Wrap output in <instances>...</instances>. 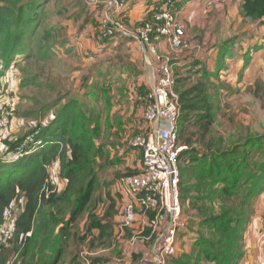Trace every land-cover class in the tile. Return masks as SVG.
<instances>
[{
    "label": "trees",
    "instance_id": "1",
    "mask_svg": "<svg viewBox=\"0 0 264 264\" xmlns=\"http://www.w3.org/2000/svg\"><path fill=\"white\" fill-rule=\"evenodd\" d=\"M75 1L79 6L73 5L72 15L70 0H0V105L10 83L17 91L20 86L22 90L34 86L35 77L30 72L33 74L35 69L59 57L60 44L65 42L62 56L73 52L80 56L74 50L75 41L64 39L68 27L63 22H53L55 18H62L74 22L80 29L95 22V12L88 0ZM145 1L148 0H139V3ZM187 1H176L174 9L182 12ZM193 1L200 4L204 0ZM239 1L240 9L234 21L251 20L256 23L254 27L259 28L258 33L252 36L242 32L238 42L236 38L225 39L218 45H205L192 57L173 59L176 61L173 62L174 90L182 110L179 145L185 147L180 154L181 198L189 199V211L187 230L181 234L177 251L169 257L167 264H240L246 256L245 225L264 193V133L241 130L235 140H231L232 135L226 139L214 134L222 110V75L227 70L228 58L232 56L233 61L241 64V70L238 69L242 79L240 84L256 60V54L263 50L264 0ZM212 2L214 0H208V3ZM158 3H162V10L171 7L167 0ZM228 3L237 2L228 0ZM148 11L136 21H131L124 11L117 15L118 21L127 32H139L155 19L154 12ZM98 33L99 29L93 30V39L87 40L89 44L99 37ZM131 35L115 32L101 41L99 45L105 52L99 58L119 51H125L126 55L124 60L108 57L100 59L93 69H82L86 73L79 86L85 89V96L76 91L77 96L60 93L52 102L41 104L39 101L35 118H30L34 121L32 130L23 138L14 140L11 137L4 141L0 150V227L6 222L7 212L20 198L25 203L15 220V233L0 242V264H64L69 258L68 244L72 239L77 244L87 243L90 250L114 247L109 258H91L92 264H106L114 256L121 259L127 256L128 251L125 248L118 250L116 243L117 220L123 203L120 181H117L119 193L116 194L121 203L117 205L114 193L101 179L109 167L122 165V159L113 160L106 153L102 140L107 134L103 131L102 118L107 114L115 117L117 125H125L115 110L126 96L130 97L128 93L141 74L134 63L130 45L135 36L140 35ZM80 37L85 41L84 35ZM240 43L241 51L235 53L234 46L238 47ZM211 51L215 52L210 54ZM216 51L218 57L215 59ZM230 68L233 72L234 68ZM9 74L16 75L18 80H7L4 89L3 80L8 79ZM127 80L130 81L128 87L120 86ZM234 82L238 83L237 80ZM50 89L55 90L54 87ZM147 91V87L141 85L134 92L143 96ZM80 95L90 102L81 100ZM16 111L17 108L11 126ZM135 116H131L133 123L137 121ZM146 124L142 135L149 132ZM28 137H33L35 143L17 152ZM140 155L142 158L143 152ZM57 162L60 176L66 182L61 193L50 182V169ZM82 219L85 228L79 235L74 230ZM152 220L150 214L149 222ZM128 231L120 245L132 239L133 235ZM145 235H150V230ZM191 235L194 241L189 252L187 246ZM142 256V253L133 254L137 262ZM78 257L72 256L71 261Z\"/></svg>",
    "mask_w": 264,
    "mask_h": 264
},
{
    "label": "rangeland",
    "instance_id": "2",
    "mask_svg": "<svg viewBox=\"0 0 264 264\" xmlns=\"http://www.w3.org/2000/svg\"><path fill=\"white\" fill-rule=\"evenodd\" d=\"M110 1L111 0H88V5L90 6L91 10L95 12V22L91 21L82 29H80V27L72 21H68L62 18H55L53 20V22L56 23L63 22V24L68 27L66 32L67 38L64 39H68V42L69 40H71L72 42L75 41V46L73 47L74 50H77L80 53V56H78L76 52H73L71 55L62 56L61 54L64 53V48L62 47V45L65 43L64 42L63 44L59 45L60 51L57 52V54H59V57L39 69H35L34 71L33 69L29 70L33 71V74L31 72L30 74L35 77V84L34 86L25 87L24 90H22L20 86V89L17 93L18 97L16 96L14 98V108H17L16 117L6 136H0V150L3 147L5 140H9V138L11 137L14 140L16 138H23L29 133V131L32 130L31 124H33L34 121L30 120V118H35V112L37 111V109H39V101L41 102V104L52 102L54 99L60 96V93L62 95L71 93L74 96H77L78 94L76 93V91H78V93H82L84 95L85 89L79 86L82 75L86 73L82 69H86V71L90 67L93 69L94 65L99 63L100 59L104 60L108 57H120L124 60V56L126 55L125 51H119L112 55L108 54L107 56L99 58L100 55L104 54L105 48L102 50L98 47H96V49H89L85 43V46L83 47V49H81L79 44L84 42L82 40V42L78 41V38L81 35H84L85 40L93 39V30L96 32L99 29V37H96V40H93L91 44H93L94 42L98 45L101 44L102 37L100 36V33L103 21L106 19L108 14H111L107 9V6L109 7L108 3ZM206 1L208 5H205L203 10L206 12L208 11V13L205 14L200 11H196L194 12V17L191 16L186 19V21H184L186 24V36L184 38V44L182 45V47L172 48L168 46L165 51H161L162 54L166 58L171 59L172 62L176 63V61H173V59H185L194 56L197 50L201 49L205 45L208 46L213 43H216V45H218L225 39L229 38H236V42H238L240 38L239 36L242 35V32L251 33L252 36H254V33H258L259 28L254 27L256 23L251 20H246L242 23L240 21L237 23L234 20L229 19L227 20L226 25H223L220 18H218V15L222 10L220 9L221 4H218L219 1L214 0V2L212 3H208V0ZM70 3V12L72 15H74L73 5L79 6V4L75 0H70ZM83 5H85L84 2ZM126 5L127 2L125 3L124 11L127 7H131L129 4L127 6ZM209 6L211 8H209ZM98 12H100V14H98ZM116 22L121 25V23L118 21V17ZM130 32L133 34L139 33L132 31ZM130 32H128L129 34L126 35L133 36ZM210 33H212L211 36H215V40L212 43H207L206 39ZM135 37L136 39H134V41H132L130 45H139V43H142L141 39L138 36ZM161 39L162 37L158 35L157 38L156 36L154 37L155 41L152 40V42L159 43L161 42ZM246 39H248L247 34ZM205 40L206 44L204 43ZM141 45L144 44L142 43ZM262 46L264 50V42ZM234 47H236L235 53H239L241 51V49H239L241 47V43L238 44V47ZM214 52L215 51H211L210 54H213ZM243 52L244 51H242L241 53ZM216 53L217 55L215 56V59L218 57V51H216ZM133 56L135 61L134 63L138 67H148L145 66L144 57L140 58L139 55ZM237 57V59H239V56ZM255 59L256 60L253 61L250 70L245 76V81H242L239 84V81L242 80L239 76L241 64L233 61L232 56L228 58L227 70L222 75V81L224 82V86L221 89L222 110L220 112L218 123L214 126L215 136H223L228 139L232 135L231 140H235L238 137V132H240L241 130L250 129L257 133H264V54L263 56L259 54V58L258 56H256ZM240 62H242L241 59ZM230 67L234 68L233 72L230 71ZM91 73L92 70L90 74ZM148 77L151 83V73L147 72L146 75L144 74L139 77L137 81L138 85L143 82L149 83V80L147 79ZM7 80H18V77L14 74H9L8 79L6 78L3 80L4 89L6 87ZM236 80L238 81V83L234 82ZM255 80L256 82H254ZM128 83H130V81L127 80L126 83H121L120 86L125 87L127 85L128 87ZM50 87H54L55 90L53 91L52 89H50ZM132 89L135 90V84L132 86ZM150 91L148 90L145 95H147ZM83 95H80V98H82L81 100H85L87 103H89L90 99H85V95ZM130 99L131 96H126L124 102L121 103L115 110L118 111L117 117L123 119L125 128L123 125H117L115 123V117L111 118L109 115L103 114L102 118V120L104 121L103 131H106L107 138H109H104V140H102L105 146L106 153L110 154L111 159L113 160L122 159V165L109 167L101 177V179L108 184L107 189L110 188L114 193L116 201L118 200L117 205H120L121 203V200L116 194L119 193L117 181H120L122 177L127 176L128 174H132L133 172L135 173V171L137 172L143 166V157L141 158L140 155L142 153V150H140L139 148H134L133 141L139 135H142L144 126H147L145 120V111L143 112V114L135 116V119L137 121L133 123L131 121V116L133 114H136L135 112H133L136 111V109L130 102ZM102 106H104V103ZM140 106L142 105L140 104ZM109 117L111 118V120ZM113 127H118V129L114 130ZM34 143L35 141H30L28 145L32 146ZM126 153L128 154L126 155ZM59 172L60 164L57 162V165L55 164L50 169V182L54 186L56 191L58 193H61L65 189L66 182L60 176ZM111 183H113V185H111ZM188 200V198H183V205L184 209L186 210H189ZM24 203L25 201L23 200V198H20L19 201H17L12 207L10 211L11 216L7 217L6 223L2 227H0V241L4 239V233L8 231L10 224L14 223L16 216L22 210ZM106 205L112 204L107 203ZM258 205H260V207H257ZM256 207V209L254 208V214L258 215L259 218H263L264 194L259 198ZM84 228L85 220L82 219L77 224L76 230H74V232L80 235L82 234ZM126 233L127 231H125L122 236H120L119 233L117 234L116 243L119 245L118 250L122 251L125 248L128 252L130 251L132 253H135L138 246L142 244V246L145 247V255L150 254V250L152 247L151 243H147L145 241L143 242L139 239H136L134 243L133 239L136 236H133L132 239H128L125 242V245H120L119 243L124 241ZM89 240L87 241L88 243ZM86 244L87 243H85L84 245L77 244L74 239L70 240L68 244L69 258H67V261L69 260L70 262L77 263L79 261H82L83 259L85 261H90L91 258H109L111 256V249H114V247H97L90 250L88 248V245ZM74 255H78L79 257L77 260L71 261V258Z\"/></svg>",
    "mask_w": 264,
    "mask_h": 264
},
{
    "label": "built area",
    "instance_id": "3",
    "mask_svg": "<svg viewBox=\"0 0 264 264\" xmlns=\"http://www.w3.org/2000/svg\"><path fill=\"white\" fill-rule=\"evenodd\" d=\"M176 1L182 0H167L171 7L155 10L154 21L139 31V38L144 47H148L158 65L157 80L147 95L139 97L144 106L149 132L147 135L138 136L133 142V147L142 150L143 166L139 174L122 177L119 186L123 196L117 220V233L120 236L132 228L139 213L145 215L147 219L150 214L153 215L152 222L148 221L133 239L134 243L139 239L152 245L150 254L145 255L144 252L142 256L143 264H167L169 257L177 251L181 234L188 226L189 210L184 209L180 186L182 180L180 154L185 147L179 145L182 110L174 90L175 64L160 53L151 40L152 35L156 38L159 35L172 48L182 47L184 44L186 25L180 18L181 12L174 9ZM125 3L126 0H111L108 3V10L112 12L103 21L101 39L115 32L129 34L116 22L117 15L124 11ZM146 60H149V57H146ZM17 93L15 85L10 83L0 105L1 136H6L11 128V118L15 115L14 98ZM30 141H34V138L28 137L17 152L20 153L29 146ZM9 216L10 211L7 213V217ZM148 230L150 235H145ZM14 231L15 227L10 224L1 241L9 239Z\"/></svg>",
    "mask_w": 264,
    "mask_h": 264
},
{
    "label": "crops",
    "instance_id": "4",
    "mask_svg": "<svg viewBox=\"0 0 264 264\" xmlns=\"http://www.w3.org/2000/svg\"><path fill=\"white\" fill-rule=\"evenodd\" d=\"M159 0H148L147 2L145 1V3L141 2L139 3V0H126L127 5L129 4L131 7H127L125 9L126 15L127 17H129L131 19V21H136V20H140L143 13L149 9L148 13H152L155 10H158L159 8H161V4L162 3H158ZM220 5V9H222L218 15V18H220V20L222 21L223 25L224 22H227V20L232 19V20H236V16L239 13V4L240 1L236 0L237 3H228V0H218ZM204 2V3H203ZM147 3V4H146ZM199 2H194L193 0L190 1L188 0L185 7L182 9V12L180 14V18L181 20L184 22L186 21V19H188L189 17L193 16L194 17V12L196 11H200L202 13H208V11H204V7L207 4V1L204 0L202 2H200V4H198ZM217 4V6H218ZM126 5V6H127ZM209 8H211L209 6ZM141 9V12H140ZM124 12V11H123ZM210 12V11H209ZM190 14V15H189ZM206 16V15H205ZM204 16V17H205ZM185 23V22H184ZM186 25V24H185ZM262 30V35L264 36V28H261ZM212 33H210L207 37V43H212L211 39H215V36H211ZM84 43H80V47L81 49H83V47L86 46L89 49H96V47H98L99 49H101V45L96 44L95 42L93 44H89V42L87 40H83L81 37L80 39H78L79 42ZM103 39H101L102 41ZM206 40L204 41V43L206 42ZM155 41V40H154ZM139 43V42H138ZM142 43H139V45H131V51L133 53V55L136 56H140V58L144 57L145 60V66L148 67H139L141 74L138 76V78L136 79V84H135V90L137 88V86H141V85H145L147 87V89L150 91L157 80L156 77V70H157V63L154 60V56L150 53L148 47H144V45H141ZM153 44L158 48L159 52L160 51H165L166 48L169 46V43L164 40L161 39V42L159 43H154ZM206 44V43H205ZM143 46V47H142ZM148 49V50H147ZM259 54L261 56H263L264 54V50H261V52L257 53L256 56H258L259 58ZM146 57H149V60H146ZM151 63V64H149ZM148 73H151V83L149 80V77L147 78L149 80V83L143 82L141 84L138 85L137 81L139 79L140 76L142 75H146ZM124 77L128 78L127 74H124ZM245 81V78L243 80V82ZM134 85V84H133ZM132 88V87H131ZM135 90H131V92L128 93V95L131 96L130 102L132 103V105L134 106V108L136 109V116L137 115H141L144 112V106L143 104L139 101V95H136V93L134 92ZM134 92V95H133ZM136 95V96H135ZM140 104L142 106H140ZM140 171V169H139ZM264 194V193H263ZM262 194V195H263ZM258 202V200H257ZM254 205V208L256 209L257 207H260V205H258L256 207V204ZM149 221V219H147V217L143 214H138L137 216V220L136 222L133 224L132 228L129 229V232L133 235L136 236L137 233L140 231V229L147 224ZM263 225H264V213H263V218H259L258 215L254 214L252 215L251 219L249 220V222L247 223V225H245L246 229L244 231V243H245V249H246V256L245 258L241 261L240 264H262V261H264V231H263ZM117 231V229H116ZM118 234V233H117ZM191 234V233H190ZM194 240H192V235H191V239L189 241V245L188 247V251L190 252V250L192 249V243ZM145 247L142 246V244H140L137 248V251L135 253H142V255L144 254ZM133 254L132 252H128L127 256H125L123 259L118 258L116 256L112 257L111 261L109 263L106 264H143L142 263V258L140 259L139 262H135L134 258H133ZM64 264H92L91 261L87 260L85 261L84 259L82 261H79L77 263L74 262H70L69 260L66 261Z\"/></svg>",
    "mask_w": 264,
    "mask_h": 264
},
{
    "label": "clouds",
    "instance_id": "5",
    "mask_svg": "<svg viewBox=\"0 0 264 264\" xmlns=\"http://www.w3.org/2000/svg\"><path fill=\"white\" fill-rule=\"evenodd\" d=\"M58 163H59V162H58ZM56 164H57V163H56ZM11 209H12V208H11ZM11 209H10L9 211H11ZM9 211H8V212H9ZM8 212H7V213H8ZM18 214H19V213H18ZM18 214H17V216H18ZM17 216H16V218H17ZM6 219H7V215H6ZM15 220H16V219H15ZM5 223H6V222H5ZM14 223H15V221H14ZM14 223H12V225L15 227ZM14 233H15V231H14ZM12 235H13V234H12ZM7 240H8V239H7ZM0 242H1V241H0Z\"/></svg>",
    "mask_w": 264,
    "mask_h": 264
}]
</instances>
